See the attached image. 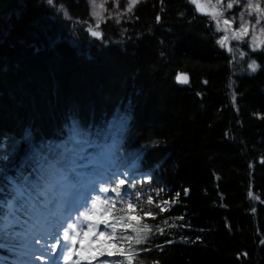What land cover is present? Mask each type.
Returning <instances> with one entry per match:
<instances>
[{"label":"trees","instance_id":"trees-1","mask_svg":"<svg viewBox=\"0 0 264 264\" xmlns=\"http://www.w3.org/2000/svg\"><path fill=\"white\" fill-rule=\"evenodd\" d=\"M61 2L76 17V0H0V217L29 211L23 193L50 181L43 147L64 141L93 172L135 163L124 187L140 193L134 226L153 231L139 246L152 249L144 264H264L262 55L218 49L190 0L142 2L121 26L101 24L100 37ZM19 244L0 238V259L23 254Z\"/></svg>","mask_w":264,"mask_h":264},{"label":"snow or ice","instance_id":"snow-or-ice-1","mask_svg":"<svg viewBox=\"0 0 264 264\" xmlns=\"http://www.w3.org/2000/svg\"><path fill=\"white\" fill-rule=\"evenodd\" d=\"M52 3V0H48ZM118 4V0H116ZM140 0H130V3L126 6L127 11H132L135 4ZM190 3L195 6V10L211 16L215 20L217 29H222L229 35L223 36L218 43L221 47H226L230 53H235L237 49L229 47L227 42L230 39L237 41L244 40L252 32V41L250 47L253 51L264 47V42L258 44L256 42L257 30L261 35H264V7L261 6L260 0H216V4L223 8V11L232 9L236 5L241 6L238 20L239 27L233 29L232 24L237 20V17L232 19H225L223 17V11L217 10L213 5L210 11L201 0H190ZM90 8L92 9L90 15L96 17L95 27L98 29L101 22V14L97 12L96 0H89ZM100 7H103L101 5ZM65 15L67 13L65 12ZM119 15V14H117ZM247 17H255V23L251 24ZM88 31L92 36L100 37L102 33L94 30L92 26L88 27ZM244 56L245 53H240ZM235 58V57H233ZM248 68L255 72L260 65L253 60ZM177 81L183 84L189 82L186 74H180L177 76ZM7 159V157H4ZM126 184L125 179H118L114 182H106V186L99 187L100 193H114L115 195L102 196L100 194L91 198H83L78 205L79 208H83V211L79 212L76 218L77 222H65L63 214V205L58 204L55 208L50 209L49 217H55L54 227L55 231L51 227L45 229L42 226L35 225L30 233L24 238L22 248L24 249L23 259L18 264H40L41 261L46 264H144V258H141V252H150L152 249L149 247H139L141 245H147L149 240L153 236V231L148 225H139L138 221H133L130 213V209H135L134 199L138 200L140 193H132L124 187ZM135 183L131 187H135ZM187 194V190H185ZM251 196V193H249ZM179 197V193L176 194V198ZM175 200H173V203ZM90 203V207L87 205ZM146 203L153 205L154 201L151 196L147 197ZM163 204H168V201H163ZM116 204L121 205L119 209H116L118 215L110 214L113 212ZM99 205V207H98ZM170 206V205H169ZM11 207V205H9ZM155 207L159 209V212L168 211V208L161 207L160 204H156ZM143 212L144 217L153 216V209L151 207L145 209L143 205L139 209ZM68 217H71V213H68ZM154 218V217H153ZM178 219H183L179 217ZM167 223V221H164ZM100 225L105 226V230H100ZM9 224L5 223V218L0 217V238L7 236V229ZM131 227L133 235H128V228ZM158 234L163 235L164 230L162 228L157 229ZM107 236L105 240L101 241L100 237ZM119 232V234H118ZM13 235H18L13 233ZM95 237V240L92 238ZM85 239H88L89 243L85 244ZM166 243H172L171 240ZM264 243V241H262ZM79 245V247H77ZM157 247H160L157 245ZM103 257V259H100Z\"/></svg>","mask_w":264,"mask_h":264},{"label":"rangeland","instance_id":"rangeland-1","mask_svg":"<svg viewBox=\"0 0 264 264\" xmlns=\"http://www.w3.org/2000/svg\"><path fill=\"white\" fill-rule=\"evenodd\" d=\"M76 1L80 3V8H79L78 13L76 14V17L74 16L73 13H71V11L68 9L65 3L61 2L59 4V9L64 13V15H65V12L67 13V15H65L67 18H70L73 20L75 19L82 20L86 22L88 26H92L94 30L101 32L100 31L101 24L108 22V23L121 26L123 23H125L126 21L132 18L133 11H135L136 7H138L140 3L145 2L147 0H140L139 3L133 6L132 11L130 12L126 10V6L128 5V3H130V0H118V4L116 0H96L95 10L101 14V22H100V26L98 29L95 27L96 17H93L90 15V12L92 9L90 8L89 0H76ZM226 2L227 0H225V3ZM260 2H261V6L264 7V0H260ZM201 3H203L210 11L212 10L213 5L216 6L217 10L223 11V8L220 5L216 4V0H201ZM101 5H103V7H100ZM240 11H241L240 5H236L232 9L223 11V17L225 19H232V17H237V20L232 24L233 29H236L239 27L240 22L238 20V16H239ZM206 17L213 23L216 29L215 44L217 48L227 51V48L221 47L218 41L225 35L230 36V33H226L222 29L218 30L215 20H213L211 16L206 15ZM246 19H248L251 24L255 23V17L246 16ZM262 24H264V21H262ZM252 35L253 34L250 31L249 35L245 37L244 40L237 41L234 39H230L227 42L228 46L234 49H237L235 53H231V54L239 58L245 57L249 54L250 59H251L252 57L251 55H254L256 52H259L260 55H262V57L264 58V47H261L256 51H253L252 48L250 47V44L252 41ZM256 42L258 44L264 42V35H261L258 30L256 32ZM240 53H245V55L241 56ZM253 60L255 59L253 58ZM263 62H264V59H263ZM43 148H44L43 154L44 155L46 154V158H49L51 156L53 158H51L50 161H45L39 166V169L41 172L40 175H42V171H43V175L47 173L49 174L50 172L57 171L58 167L56 168V165L59 163L60 164L63 163L65 165L70 162L72 164L73 162H75V165L72 168L76 169V172L78 173L79 178L82 182L81 184H76L72 181H67V180L65 181L63 178V174H62L61 175V178H62L61 187H60V191L58 192L55 191L52 185H48L47 183H45L46 188H44V190L47 195L43 197V203L41 201H38L39 206L37 210H35L36 213L32 214L31 217L29 218L26 217L28 221L26 223L25 234L27 232V235L30 233L33 227L38 224L45 229L51 227L52 230L55 231L54 221L57 218L49 217V211L50 209L55 208L58 204H62L64 206L63 214L65 217V222H68L67 221L69 219L68 213H71V217L75 219L74 222H77L76 218L79 215V212L83 211V208H79V210H77L78 209L77 205L78 203L81 202L83 198H91L97 194H100L102 196L110 195V193H100L98 191L99 187L104 186L102 182L105 180V175L104 174L93 175L89 171H87V169L83 167L82 168L79 167V166H83V164L78 159H75L76 157L74 158L72 156V154L75 152V148L72 145H69L67 142H64V141H57V142H53L50 144L49 143L45 144ZM53 155H56L58 157H54ZM131 168H132V165L125 170L116 172V174L118 173L117 175L118 178L125 179V181L128 179H132ZM27 189L31 190L32 188L28 186ZM31 205L34 207H37L35 206L34 202L32 203V200H31ZM87 206L90 207L91 206L90 203ZM11 209H14V205L12 203H11ZM5 217H6L5 223L9 224V227H12L15 223L19 224L18 220H21L20 219L21 215L19 214V212H14V211H12V214L8 213ZM9 227L7 229V232H8L7 235L12 239L17 240V238L15 237V235H13V233L17 232V234H19L21 230L20 229L13 230V228L9 229ZM100 230H105V226L100 225ZM25 234H23V237H26ZM106 236H107V232L105 233V237H100V240L101 241L105 240ZM92 239L95 240V237H93ZM88 243H89L88 239H85V244L87 245ZM77 247H79V245H77ZM23 259H26V257L19 258L15 263H10V262H7V263L8 264H18V262ZM100 259H103V257H101ZM64 263L65 262H61V264H64ZM40 264H46V262L41 261Z\"/></svg>","mask_w":264,"mask_h":264},{"label":"bare ground","instance_id":"bare-ground-1","mask_svg":"<svg viewBox=\"0 0 264 264\" xmlns=\"http://www.w3.org/2000/svg\"><path fill=\"white\" fill-rule=\"evenodd\" d=\"M81 199V198H80ZM31 200H32V203L34 202V204H35V206H39V203H38V201L36 200V199H34V198H32V199H25V200H22L20 203L21 204H23V205H21L22 206V208L24 209V210H27L28 208H29V206L31 205ZM78 205H79V203H78ZM77 205V206H78ZM68 222H74L75 221V219L73 218V217H71V218H69L68 220H67ZM20 229L21 230V232L22 233H25V230H26V228L25 227H20L19 225H18V223H15L12 227H9V229ZM27 233V232H26ZM20 235V233L18 234V236ZM65 264V263H64Z\"/></svg>","mask_w":264,"mask_h":264},{"label":"water","instance_id":"water-1","mask_svg":"<svg viewBox=\"0 0 264 264\" xmlns=\"http://www.w3.org/2000/svg\"><path fill=\"white\" fill-rule=\"evenodd\" d=\"M181 74H186V73H181ZM180 75V74H179ZM187 75V77H188V80L190 81V78H189V75L188 74H186ZM180 83V82H179ZM189 83V82H188ZM187 83V84H188ZM180 84H183V83H180Z\"/></svg>","mask_w":264,"mask_h":264}]
</instances>
